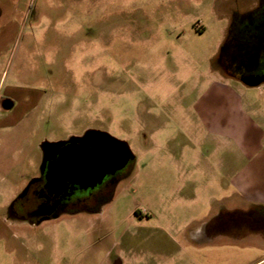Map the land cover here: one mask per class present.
I'll list each match as a JSON object with an SVG mask.
<instances>
[{"label":"rangeland","instance_id":"374dc122","mask_svg":"<svg viewBox=\"0 0 264 264\" xmlns=\"http://www.w3.org/2000/svg\"><path fill=\"white\" fill-rule=\"evenodd\" d=\"M259 3L0 0L6 19L17 16L0 20V87L43 96L18 133L0 135L11 158L0 164V264H264V230L249 211H227L241 204L211 179L228 147L211 128L213 101L264 89L224 80L216 64L230 13ZM89 131L134 155L101 209L39 225L9 213L41 173V146ZM231 217L235 227L214 235Z\"/></svg>","mask_w":264,"mask_h":264},{"label":"crops","instance_id":"0c3cea01","mask_svg":"<svg viewBox=\"0 0 264 264\" xmlns=\"http://www.w3.org/2000/svg\"><path fill=\"white\" fill-rule=\"evenodd\" d=\"M16 17L15 11L8 19L0 13L1 21H14ZM223 79L238 80L228 76ZM262 91L260 97H225L224 93H218L211 113L212 130L217 131L219 137L222 136L221 140L228 139L224 154L226 158L223 157L215 163L217 172L211 174L212 182L220 189V183L227 181L231 194L224 198L229 200L237 197L241 204L236 208L231 203V208L227 211H249L253 214L250 216L251 224L258 231L264 230V89ZM38 92V89L22 84H16L14 88L0 87V135H10L16 131L18 133L25 119L37 114L43 100ZM5 144L7 143L0 142V164L9 163L11 159L4 149ZM220 146L217 143V148L224 151L225 148ZM40 152L43 158L42 149Z\"/></svg>","mask_w":264,"mask_h":264},{"label":"flooded vegetation","instance_id":"af4514ba","mask_svg":"<svg viewBox=\"0 0 264 264\" xmlns=\"http://www.w3.org/2000/svg\"><path fill=\"white\" fill-rule=\"evenodd\" d=\"M235 7L239 4H232ZM249 5V4H247ZM246 5V6H247ZM257 10L261 12V24L257 29H230L232 22L237 18H246L250 16L252 13L257 12ZM240 39V42H243L246 45L247 49H257L259 56L244 66L242 69L250 68L253 71L250 77H261L264 78V0H260L259 6L257 8H248L247 11L240 13L237 9L233 10L230 13V19L228 28L226 30V35L224 41L228 38ZM224 43V42H223ZM217 70L219 72L225 73L230 78H235L238 80H242L241 78H237L236 74H232L228 69L223 67L220 63L219 57L216 60ZM71 143H67L64 146L60 147L57 152L62 151L69 147ZM76 146H80L83 150V143H76ZM96 144L93 143L90 148L95 147ZM50 156H53L51 154ZM60 159V154L54 155L53 158H49L46 166L44 168V172L40 173V175L32 180H36L35 183L30 184V181L24 189L19 193L17 199L10 205L9 213L14 210V213L20 215L25 221H30L32 225H39L44 222L51 221L56 219L55 217H60L67 210L75 208L74 204L76 200L79 198H83L91 201L93 197H95V201L90 205L91 208H97L101 203L102 199L106 198L109 190H112L113 187H117L119 183L126 178V175L132 165L133 161H130L124 168L118 170L115 173H110L105 175L102 182L97 184L94 188L85 189L79 183L70 184L67 190H64L60 194H51L47 189L46 177L49 172L53 169V165L57 164ZM42 171V165H41ZM221 218L220 216L215 219ZM238 221L231 217L227 220L218 222L214 225L212 232L214 235H217L220 230H224L230 228L235 225ZM208 225V224H207ZM209 236V231L203 230V234Z\"/></svg>","mask_w":264,"mask_h":264},{"label":"water","instance_id":"95a60500","mask_svg":"<svg viewBox=\"0 0 264 264\" xmlns=\"http://www.w3.org/2000/svg\"><path fill=\"white\" fill-rule=\"evenodd\" d=\"M248 87H259L264 84V78L245 77L241 80ZM83 143V150L76 143ZM71 143L69 147L57 152L60 147ZM96 146L90 148L92 144ZM42 173L49 158L60 154L57 164L46 177V187L51 194H60L67 190L70 184L79 183L86 190L101 183L105 175L115 173L134 160L129 146L108 133L89 131L82 138L67 142L44 143ZM53 154V156H50ZM32 180L30 184L35 183ZM55 218H58L57 216Z\"/></svg>","mask_w":264,"mask_h":264},{"label":"trees","instance_id":"16d2710c","mask_svg":"<svg viewBox=\"0 0 264 264\" xmlns=\"http://www.w3.org/2000/svg\"><path fill=\"white\" fill-rule=\"evenodd\" d=\"M261 12L260 10L255 13H252L250 16H247L246 18H237L235 19L230 29H257L260 27L261 24ZM259 56V53L257 49H247L246 45L243 42H240V39L230 38L228 37L224 43L222 44L218 57L220 60V63L223 67L228 69L229 72H232V74H236L237 78H245L250 77L252 75L253 71L250 68L242 69L244 66H246L248 63H251V61ZM115 190V187L112 188V190H109L107 193L108 195H111ZM102 199L101 203L98 205L97 208H91L90 205L94 203L95 197L89 200L79 198L76 200V203L74 204L75 208H72L70 210H67L63 213V215L68 214H79V213H87L92 214L96 213L101 209V206L104 204V202L107 199Z\"/></svg>","mask_w":264,"mask_h":264}]
</instances>
